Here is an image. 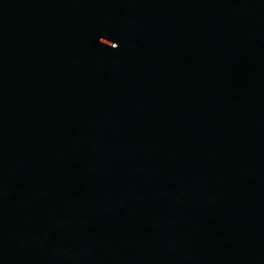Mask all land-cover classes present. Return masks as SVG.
<instances>
[{"label": "water", "instance_id": "1", "mask_svg": "<svg viewBox=\"0 0 264 264\" xmlns=\"http://www.w3.org/2000/svg\"><path fill=\"white\" fill-rule=\"evenodd\" d=\"M0 67L264 70V0H0Z\"/></svg>", "mask_w": 264, "mask_h": 264}]
</instances>
